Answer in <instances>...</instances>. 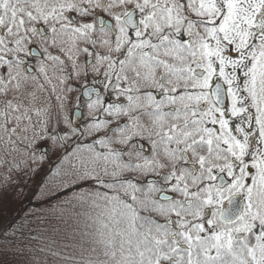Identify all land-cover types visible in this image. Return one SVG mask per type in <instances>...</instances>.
Returning <instances> with one entry per match:
<instances>
[{"label":"snow or ice","instance_id":"1","mask_svg":"<svg viewBox=\"0 0 264 264\" xmlns=\"http://www.w3.org/2000/svg\"><path fill=\"white\" fill-rule=\"evenodd\" d=\"M264 264V0H0V264Z\"/></svg>","mask_w":264,"mask_h":264},{"label":"rangeland","instance_id":"2","mask_svg":"<svg viewBox=\"0 0 264 264\" xmlns=\"http://www.w3.org/2000/svg\"><path fill=\"white\" fill-rule=\"evenodd\" d=\"M6 262H8L9 264H16L15 260L12 258L11 255H8L5 259ZM12 261V262H11Z\"/></svg>","mask_w":264,"mask_h":264},{"label":"trees","instance_id":"3","mask_svg":"<svg viewBox=\"0 0 264 264\" xmlns=\"http://www.w3.org/2000/svg\"><path fill=\"white\" fill-rule=\"evenodd\" d=\"M11 262H12V261H11ZM15 262H16V261H15ZM5 264H9V263L5 261ZM10 264H11V263H10ZM16 264H17V262H16Z\"/></svg>","mask_w":264,"mask_h":264}]
</instances>
